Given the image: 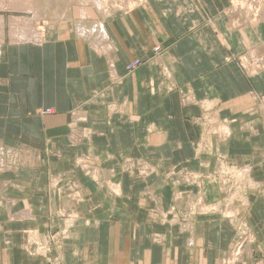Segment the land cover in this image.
<instances>
[{
	"label": "crops",
	"instance_id": "crops-1",
	"mask_svg": "<svg viewBox=\"0 0 264 264\" xmlns=\"http://www.w3.org/2000/svg\"><path fill=\"white\" fill-rule=\"evenodd\" d=\"M202 1L212 25L195 0H142L101 18L103 44L79 36L97 22L78 6L31 41L11 40L0 17V144L15 153L0 183V264H264V76L225 61L244 46L218 29L230 28L226 2ZM220 156L250 167L236 196L204 179ZM181 169L203 178L177 182Z\"/></svg>",
	"mask_w": 264,
	"mask_h": 264
},
{
	"label": "rangeland",
	"instance_id": "rangeland-1",
	"mask_svg": "<svg viewBox=\"0 0 264 264\" xmlns=\"http://www.w3.org/2000/svg\"><path fill=\"white\" fill-rule=\"evenodd\" d=\"M217 1L218 3L222 4L220 0ZM224 1L227 5H225L226 7L222 10V12L224 13H222V15H226L225 17L229 19L228 21H230V28L227 31L228 35L225 34L222 24L217 25L218 29L220 33L224 36V39H228L232 36L236 44H238V42L241 44L242 42L244 46L243 53L234 52L231 55L225 57V61H234V63H236L240 67L246 77H251L253 75L264 76V0ZM141 2L142 0H0V17L4 18V24L7 25L9 33L11 31V21H14L15 24H13L14 26L16 25V31L19 30V34H21L22 32L25 34V38H23L22 40L31 41L37 40V38L44 31L45 27L52 25V23L64 20L67 17H75L74 20H76V18L79 17V15L76 13V11H78V6L81 9L80 13L83 16H89L87 20H90L91 23H97H94L91 27L85 25H78L77 30L83 28L85 29V32L89 31L91 35L97 33L96 37L98 38L95 43L100 42L103 44L108 43L107 40H104L108 37L105 36V38H102L100 36L101 33L97 32L99 31L100 25L104 27L103 22H100L101 18L103 19L104 16L106 17L107 15H111L112 12H126V10H131L134 7H138ZM195 2L196 4L200 5L201 12L205 17L206 22L211 25L214 24L215 19L208 12L207 8L205 7V4H203V1L195 0ZM1 20L2 19L0 18V23H2ZM77 22L78 19L75 23L77 24ZM247 29H251V31L254 32L255 37L253 39L247 38V40L242 38V40L239 41L237 35H244L247 37ZM0 32L2 33V30H0ZM89 32H86L87 35H89ZM5 33H7V29H5ZM10 39L13 41L14 39L15 41H22L21 39L16 37H10ZM229 44L232 45L233 42L231 41L229 42ZM159 49L160 47L157 46L152 51L157 54V52H159ZM138 65H140V61L134 59L125 65V69L127 72H130L136 67H138ZM187 96V94H183V99L187 100ZM42 113L50 114L51 111L47 109L42 111ZM207 115L208 117H205L204 123H206L209 127L211 124L215 126L214 128L217 133H219L220 131V133H224V135L227 134L225 131L227 126H225L226 123L224 122V120H220L217 117H213L209 114ZM84 119L85 115H82L80 117V120L84 122ZM223 123L225 124L222 125ZM0 146L2 145L0 144ZM223 156H220L218 160V169L213 172H209L208 174H205L204 179L216 183L219 186L220 191H222L223 195H231L233 197L236 196L237 192L242 189V186L250 184V167L245 164L234 165L232 162L227 161L226 158ZM12 159H15V153H9L8 151L5 152L3 146V152L2 154L0 153V178H3L0 183H2V185L6 184V181L10 178L9 174H11L15 170L14 166L8 165L10 164V161ZM79 161H81V159H79ZM126 163L128 164L129 161L125 162V164ZM130 163L132 164L131 160ZM77 167H79L81 171L86 174L88 173L90 166L88 162L85 163L83 160L81 164H77ZM136 168L138 169L137 171H140L139 173H141V175L146 174V176H148L152 172V168H150L148 165L144 166L141 164L137 165ZM171 172L172 171L164 174V176L168 180L174 181L175 175ZM176 173H178V177L176 178L177 182L180 181L187 185H196L197 182L201 178H203L201 174L191 170L188 171L187 169H181L179 171H176L175 174ZM57 179L58 180L53 182L52 186H54V188L56 189H62L63 186L60 184L65 181L59 180V177H57ZM102 181L100 183L106 184L107 180ZM76 182L77 181L75 179L67 178L64 188L71 190L72 188L77 187ZM2 185H0V187ZM204 206L205 205L203 203L200 204V207ZM208 206H211V204H208ZM208 208L209 207L204 208L202 210H211ZM185 218L187 217L184 215L179 217V219H183V221H185ZM241 245L242 244L237 240V244L232 250V258H238L239 254L244 248L241 247ZM43 253L46 252H44L43 250Z\"/></svg>",
	"mask_w": 264,
	"mask_h": 264
},
{
	"label": "bare ground",
	"instance_id": "bare-ground-1",
	"mask_svg": "<svg viewBox=\"0 0 264 264\" xmlns=\"http://www.w3.org/2000/svg\"><path fill=\"white\" fill-rule=\"evenodd\" d=\"M13 23H14V21H11V24H10V25H11V29H10L11 31H10V33H9V36H10L11 38L16 37V38H19V39L22 40L23 38H25V34H24L23 32H22L21 34H19L20 31H19V30L16 31V28H15L16 25L14 26L15 23H14V24H13ZM101 24H102V23H101ZM0 27L2 28L1 23H0ZM1 28H0V30H1ZM86 32H89V31H86ZM86 32H85V29H83V28L78 30V33L80 34L79 36H86V34H87ZM100 32H103V33L100 34V36L105 38V36H106L105 28H104L103 26H101V25L99 26V33H100ZM0 33H1V32H0ZM88 34L91 35L90 32H89ZM102 34H103V35H102ZM106 37H107V36H106ZM14 41H15V39H14ZM12 42H13V41H12ZM1 147H2V148H1ZM1 151L3 152V146H0V153L2 154ZM3 165H4V164H3Z\"/></svg>",
	"mask_w": 264,
	"mask_h": 264
}]
</instances>
